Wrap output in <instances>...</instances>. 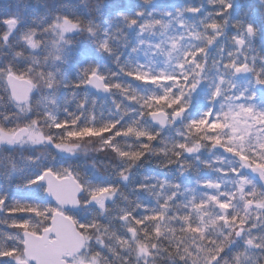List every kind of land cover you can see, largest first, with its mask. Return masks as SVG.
Segmentation results:
<instances>
[{"label": "snow or ice", "instance_id": "1", "mask_svg": "<svg viewBox=\"0 0 264 264\" xmlns=\"http://www.w3.org/2000/svg\"><path fill=\"white\" fill-rule=\"evenodd\" d=\"M0 264H264V0H0Z\"/></svg>", "mask_w": 264, "mask_h": 264}, {"label": "trees", "instance_id": "2", "mask_svg": "<svg viewBox=\"0 0 264 264\" xmlns=\"http://www.w3.org/2000/svg\"><path fill=\"white\" fill-rule=\"evenodd\" d=\"M147 168L150 169V170H157V171H160V169H158V166L152 164V163H149L147 165Z\"/></svg>", "mask_w": 264, "mask_h": 264}]
</instances>
